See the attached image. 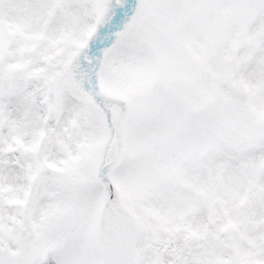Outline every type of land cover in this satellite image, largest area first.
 <instances>
[{
  "label": "snow or ice",
  "instance_id": "6c2138e0",
  "mask_svg": "<svg viewBox=\"0 0 264 264\" xmlns=\"http://www.w3.org/2000/svg\"><path fill=\"white\" fill-rule=\"evenodd\" d=\"M0 264H264V0H0Z\"/></svg>",
  "mask_w": 264,
  "mask_h": 264
}]
</instances>
